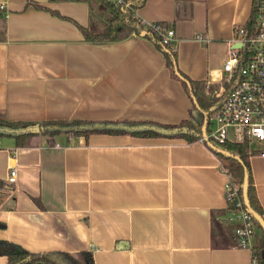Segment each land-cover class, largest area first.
I'll use <instances>...</instances> for the list:
<instances>
[{"label": "crops", "instance_id": "1", "mask_svg": "<svg viewBox=\"0 0 264 264\" xmlns=\"http://www.w3.org/2000/svg\"><path fill=\"white\" fill-rule=\"evenodd\" d=\"M96 1L0 0V119L178 125L193 112L199 121L151 40H86L84 29L105 25ZM252 3L148 0L136 16L174 30L179 70L206 83L222 71ZM209 144L105 134H60L51 144L38 132L19 147L0 136V242L80 262L86 251L94 264H257L225 220L233 178ZM257 145L250 165L264 211V142ZM219 223L232 228L229 246H216Z\"/></svg>", "mask_w": 264, "mask_h": 264}, {"label": "trees", "instance_id": "2", "mask_svg": "<svg viewBox=\"0 0 264 264\" xmlns=\"http://www.w3.org/2000/svg\"><path fill=\"white\" fill-rule=\"evenodd\" d=\"M148 0H122L120 5H115L107 0H97L96 3L106 5L112 12V17L108 19V24L104 31L95 32L90 29H84V35L87 41L97 43H109L124 40L132 34L148 38L154 45L163 52L166 58V64L172 73L180 79L193 102V111L200 114L201 118L195 119L192 112V116L189 119L183 120L178 125H161L157 123H144L133 124L130 122H105L97 123L91 121H48L38 125L26 124V123H11L7 120L0 119V127L8 128L9 130L17 131L26 129L28 127H39V133L46 136L51 144H54L55 137L60 134L72 135L75 137L89 138L92 135H131L139 138H165V139H181L188 143H194L202 140L203 127L207 118V131L209 126V118L220 107V100L215 98V94L205 95L206 83H199L192 81L186 75H184L178 68L176 50L173 49L171 44L164 42L161 35L155 31L152 27H149L137 16L136 12L141 9ZM259 0H253L252 10L246 27L249 30H253L257 14H258ZM158 26L168 28L165 24H157ZM217 89L213 92H216ZM36 134V133H35ZM34 133H22V132H5L1 131L0 136L12 137L16 139L19 147H25L29 137ZM218 149L227 152L231 157L222 155L214 150L222 161V167L224 171L230 175L238 184V195L240 200L244 204L243 198V184L245 171L249 176V200L252 208L264 218V211L257 198L253 176L250 165V157L254 154L249 150V144H218L213 142ZM207 145V143H206ZM239 158V160L236 159ZM229 206L227 212L229 213ZM246 208V207H245ZM225 212L224 214H226ZM223 216V215H221ZM257 229L260 235H256L255 243L253 245V257L257 264L264 263V230L260 224L254 219ZM218 230L214 229L216 236V246H229V240L232 239L230 231L232 228H223L220 223L217 224ZM0 227H3L0 225ZM226 240L228 243L226 244ZM237 242V241H236ZM236 246L238 244L236 243ZM0 248L4 250L1 254L8 257V264H94L93 256L90 252H82L80 257L82 262L74 259L66 253H42L32 254L24 250L22 247L14 245L12 243L0 242Z\"/></svg>", "mask_w": 264, "mask_h": 264}, {"label": "built area", "instance_id": "3", "mask_svg": "<svg viewBox=\"0 0 264 264\" xmlns=\"http://www.w3.org/2000/svg\"><path fill=\"white\" fill-rule=\"evenodd\" d=\"M107 1L115 5L122 3V0ZM145 24L155 29L165 43L177 49L174 30L155 23ZM234 35L237 37L233 36L222 71L206 82L208 94L205 95L214 93L220 100V107L210 116L207 134L201 141L249 144L251 151L253 142H264V0H259L253 30L245 23L234 28ZM17 174L15 168L10 170L9 184L16 183ZM233 180L226 185L228 205L233 208L225 220L234 227L238 247L252 250L258 229L240 200L239 187Z\"/></svg>", "mask_w": 264, "mask_h": 264}, {"label": "water", "instance_id": "4", "mask_svg": "<svg viewBox=\"0 0 264 264\" xmlns=\"http://www.w3.org/2000/svg\"><path fill=\"white\" fill-rule=\"evenodd\" d=\"M241 45H239L240 47ZM207 124H208V120L206 118L205 123H204V127H203V136L205 137L207 134ZM39 127H28L26 129H22V130H17V131H11L8 128H2L0 127V132L1 131H5V132H22V133H38L39 132ZM210 148L222 155H225L227 157H231V155L227 152H224L220 149H218L215 145H213L212 143L209 144ZM237 160H239L238 157H236ZM248 191H249V176L247 171H245V177H244V184H243V198H244V204L246 209L248 210V212L253 216V218L260 224V226L262 227V229L264 230V218L257 213L251 206L250 200H249V195H248ZM264 264V263H263Z\"/></svg>", "mask_w": 264, "mask_h": 264}, {"label": "rangeland", "instance_id": "5", "mask_svg": "<svg viewBox=\"0 0 264 264\" xmlns=\"http://www.w3.org/2000/svg\"><path fill=\"white\" fill-rule=\"evenodd\" d=\"M102 5V7H103V9H104V11H105V14L104 15H97V17H101V20L102 21H105V25H107L108 24V19H110L111 17H112V12L110 11V9L106 6V5H104L103 3L101 4ZM99 13V12H98ZM104 25V26H105ZM104 26L102 27V28H100V29H98V30H96L97 32H99V31H101L103 28H104ZM104 31V30H103ZM235 37H237V35H234V38ZM208 90H206L205 91V94H208V92H207ZM258 146L257 145V142H253L252 144H251V146ZM229 224V223H228ZM231 225V224H230ZM216 227V226H215ZM217 228V227H216ZM217 230H218V228H217ZM257 233H258V230H257Z\"/></svg>", "mask_w": 264, "mask_h": 264}]
</instances>
